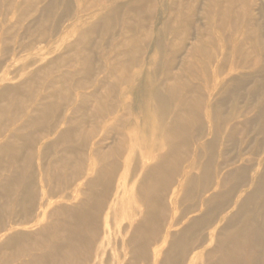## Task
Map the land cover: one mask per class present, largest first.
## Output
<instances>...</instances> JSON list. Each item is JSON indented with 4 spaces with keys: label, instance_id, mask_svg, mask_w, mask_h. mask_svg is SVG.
I'll return each instance as SVG.
<instances>
[{
    "label": "rangeland",
    "instance_id": "rangeland-1",
    "mask_svg": "<svg viewBox=\"0 0 264 264\" xmlns=\"http://www.w3.org/2000/svg\"><path fill=\"white\" fill-rule=\"evenodd\" d=\"M0 264H264V0H0Z\"/></svg>",
    "mask_w": 264,
    "mask_h": 264
}]
</instances>
